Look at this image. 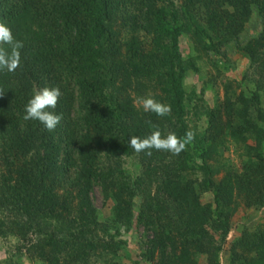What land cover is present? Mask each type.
Wrapping results in <instances>:
<instances>
[{"label":"trees","instance_id":"obj_1","mask_svg":"<svg viewBox=\"0 0 264 264\" xmlns=\"http://www.w3.org/2000/svg\"><path fill=\"white\" fill-rule=\"evenodd\" d=\"M231 1L239 14L246 18L254 8H259V19L264 28V0ZM226 2L229 0H181L177 4L174 0H0V20L8 26L15 24L16 20H26L33 13L31 6L45 14L44 22L53 38H50L49 51L54 57L52 61H41L38 45L31 42L21 49V65L15 72L0 70V89L5 92L0 96V166L13 174V186L8 184L10 179L6 175L0 174L3 198L0 207L11 205L17 219L20 213L24 214L34 235L46 236L48 244L57 237L54 232L57 229L52 226L71 215V205L77 200L78 206H83V226L87 227L88 217L94 227L90 225L87 231L81 227L79 231L68 232L64 242L73 241L74 245L87 250L97 245L111 248L119 243L115 241L116 233L109 234L107 224L97 223V210L89 196L96 183L101 186L105 200L115 198L109 196L105 187L110 172L97 167L99 155L104 152L108 161L133 153L129 145L133 130L150 134L147 132L148 121L159 129L164 123L178 137L185 135L188 130L183 79L194 65L191 62L186 65L181 59L179 39L181 34H191L207 53H219L226 37L223 30L230 31L231 27L241 25L246 19H236L225 9L221 10V3L225 5ZM119 17L128 20L126 25L133 36L125 44L123 54L112 31L113 20ZM12 27L14 37L19 40L20 30ZM139 35L150 38L148 48L139 42ZM249 47L246 50L250 62L260 67V74L264 76V49L254 45L252 49ZM55 65L64 71L60 78L66 75L67 83L77 86L72 100L76 108L73 111L69 99L63 96L66 88L60 87L62 96L54 111L62 113L63 118L55 130L48 131L38 120L23 119L31 95L29 90H24L21 78L28 73V79L36 89L48 85L56 87L60 78ZM122 89L132 90L135 96L121 94ZM147 96L171 105V114L159 117L152 112H143L142 116L137 115L132 100ZM236 101L241 104V109L236 112L228 99L221 108L229 119L239 122L241 131L254 137L255 148H258L264 142L257 126L264 121V113L256 108L255 114L249 108L250 104L258 105V95L249 98L242 95ZM219 110L209 114V121L213 124L220 125V119H217ZM251 112L255 123L250 118ZM204 138L195 137L186 150L175 155L176 164L186 169L189 163H196V168L205 176V188L213 191L217 200L230 198L234 186L241 191L243 186L252 184L256 191L251 194L245 190L246 204L261 205L264 201V173L256 170L254 180L241 175L233 184L224 182L216 186L212 178L218 168L210 162L215 153ZM162 153L153 152L152 155L160 157L163 163L166 153ZM256 156L259 163L264 161L259 154ZM61 190L69 192L70 197L66 202L63 200L62 205L58 195ZM120 190L130 193L127 187ZM117 193L120 199L113 206V214L120 224L122 217L127 221L131 196L129 200V195ZM226 213V217L231 215V211ZM222 215L218 212L216 223L228 233V224L220 222ZM33 242L35 244L37 240ZM236 247H250L256 255L245 257L231 253V264L238 261L264 264V229L257 231L251 239L245 235L237 238L233 250Z\"/></svg>","mask_w":264,"mask_h":264},{"label":"rangeland","instance_id":"obj_2","mask_svg":"<svg viewBox=\"0 0 264 264\" xmlns=\"http://www.w3.org/2000/svg\"><path fill=\"white\" fill-rule=\"evenodd\" d=\"M174 1L176 4L181 2ZM30 8L33 13L26 20H16L9 27L20 30L21 35L17 37L25 46L31 42L38 45V57L41 61H52L54 57L49 51L51 37L48 24L44 22L45 14L35 6ZM222 9L236 19L246 18L239 14L231 0L225 5L221 3ZM258 9L254 8L241 25L231 27L230 31L223 30L226 37L219 53H207L201 48L200 41L191 34H181L179 39L181 59L186 65L187 62L194 65V68L188 69L183 79L187 105L186 127L187 130L196 132L197 139L204 136L205 142L212 146L215 154L210 162L218 168V173L212 178L216 186L224 182L233 184L237 182L236 177L241 175L254 180L256 170L264 173V161L259 163L256 156L259 154L264 160V142L255 148L254 137L249 132L241 131L239 122L229 119L221 108L228 99L236 112L241 109L236 98L242 95L249 98L257 94L258 105L250 104L249 108L254 113L256 108H260L264 113V76L260 74V67L250 62L249 52L246 50L249 46L252 49L253 45L264 49V28ZM126 20L115 18L112 24L114 41L121 48L122 54L125 53V44L133 37ZM137 38L148 48L150 38L145 35ZM54 69L60 78L63 69L58 65ZM28 76V73L22 75L21 83L32 97L37 89L33 88ZM56 87L66 88L63 96L69 99V105L74 111L76 106L72 100L77 86L67 83L65 75L59 79ZM127 93L130 97L135 96L132 90L127 92L122 89L121 94ZM137 101L135 97L131 105L135 113L142 116L144 111ZM217 109H220L219 118L217 117L220 125L209 121L210 112ZM253 112L250 118L255 123ZM257 126L264 136V121ZM161 129L164 135L170 132L164 123L161 124ZM153 130L148 126V133ZM133 131V136H147ZM153 152L161 155L162 152L166 153L164 162L161 163L160 157H153ZM99 158L97 167L111 174L106 190L110 197L115 198L105 200L101 186L96 183L89 196L97 210V223L107 224L109 234L116 233L115 241L119 243L111 248L97 245L94 249L87 250L81 245H74L73 241L64 242L63 239L68 238V232L79 231L81 227L87 231L90 225L94 227L88 217L90 224L83 226V206H78L77 200L71 205V215L52 226L57 229L54 231L57 237L56 241L48 244L46 236L40 238L34 235L35 232L29 227L30 223H26L24 214L20 213L19 218H16V211L11 210L10 205L8 208L0 207V264H231V253H239L245 257L256 255L250 247L232 248L237 238L245 235L251 239L257 231L264 229V201L261 205L246 204L248 201L245 199V190L251 194L256 191L252 184L243 186L241 191L234 186L230 198L217 200L213 191L205 188V176L196 168V163H189L185 169L176 164V157L170 152L152 149L151 155H148L146 152L133 151L130 155L123 154L120 158L108 161L104 152H101ZM1 173L10 179L8 184L13 186L12 171L0 166ZM124 187L129 188L130 193L120 190ZM117 192L129 195V200L131 196L127 221L122 217L120 224L115 221L113 214V206L120 199ZM1 193L0 183V202L3 199ZM58 195L61 205L70 200L69 192L61 190ZM230 211L231 215L226 217V212ZM218 212L223 214L220 222L228 224V233L216 223L219 220ZM35 239L37 242L32 244Z\"/></svg>","mask_w":264,"mask_h":264},{"label":"clouds","instance_id":"obj_3","mask_svg":"<svg viewBox=\"0 0 264 264\" xmlns=\"http://www.w3.org/2000/svg\"><path fill=\"white\" fill-rule=\"evenodd\" d=\"M4 45L7 47H3ZM23 47V42L14 37L11 28L6 23L0 22V70L15 72L21 65V49ZM4 93V90L0 89V96H3ZM61 96L62 92L59 87H43L35 90L25 105L23 119L38 120L48 131L55 130L63 118L62 113L57 114L54 111ZM137 102L144 112H152L159 117L171 114V105L157 101L152 96L139 98ZM147 123L154 129L149 135L144 138L130 137L129 145L136 153L146 152L151 155V150L155 149L179 155L186 150L196 136L194 130H188L183 137H178L174 132L164 135L157 125L152 124L151 121Z\"/></svg>","mask_w":264,"mask_h":264}]
</instances>
